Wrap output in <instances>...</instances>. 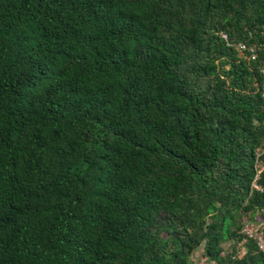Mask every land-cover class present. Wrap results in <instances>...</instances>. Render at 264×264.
Returning <instances> with one entry per match:
<instances>
[{"label":"trees","instance_id":"trees-1","mask_svg":"<svg viewBox=\"0 0 264 264\" xmlns=\"http://www.w3.org/2000/svg\"><path fill=\"white\" fill-rule=\"evenodd\" d=\"M263 50L264 0H0V264H264Z\"/></svg>","mask_w":264,"mask_h":264},{"label":"built area","instance_id":"built-area-1","mask_svg":"<svg viewBox=\"0 0 264 264\" xmlns=\"http://www.w3.org/2000/svg\"><path fill=\"white\" fill-rule=\"evenodd\" d=\"M220 38L226 42V44H230L234 46L237 53L240 55L241 53H246L250 58L255 57V48L252 44H245L243 42L229 43L228 36L225 33L219 34ZM245 55V54H244ZM264 55V50H263ZM261 80L259 85V93L264 100V60L262 66L260 68ZM264 148V143L256 150V154H258ZM262 165L258 166L257 171L253 176V180L251 181V186L257 188V185L254 182V179L257 177V172L260 171ZM239 230V242L243 244L247 240L251 239L256 247V249L263 254L264 256V228L263 226L257 225L254 221L249 220L247 218H242Z\"/></svg>","mask_w":264,"mask_h":264},{"label":"rangeland","instance_id":"rangeland-1","mask_svg":"<svg viewBox=\"0 0 264 264\" xmlns=\"http://www.w3.org/2000/svg\"><path fill=\"white\" fill-rule=\"evenodd\" d=\"M261 165L264 166V163H261ZM249 220L254 221L257 225L264 226V224L259 222L256 217L251 218ZM221 246H222L224 252H228L230 250V247L232 246V243H227V242L225 243L224 242ZM235 249H236V254H238V255L241 254V252L243 250L242 244L237 243L235 245ZM189 259H190V262L192 264H216L215 262L208 261L207 259H205V257L202 256V249L200 246L196 247L191 252Z\"/></svg>","mask_w":264,"mask_h":264}]
</instances>
